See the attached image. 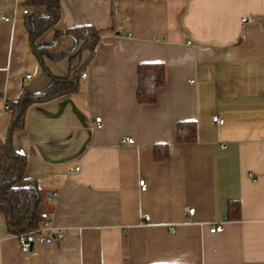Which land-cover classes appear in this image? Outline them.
Returning <instances> with one entry per match:
<instances>
[{"label": "crops", "instance_id": "0c3cea01", "mask_svg": "<svg viewBox=\"0 0 264 264\" xmlns=\"http://www.w3.org/2000/svg\"><path fill=\"white\" fill-rule=\"evenodd\" d=\"M59 2L36 44L75 25L111 29L82 52L76 90L31 104L11 146L26 160L19 185L42 189L66 235L23 251L0 210V264H264V0ZM23 8L0 0V141L13 118L2 98L46 92L69 75L70 55L50 56L75 46L61 35L37 58ZM148 62L165 79L143 104L136 68ZM180 122L194 123L193 141H177Z\"/></svg>", "mask_w": 264, "mask_h": 264}, {"label": "trees", "instance_id": "16d2710c", "mask_svg": "<svg viewBox=\"0 0 264 264\" xmlns=\"http://www.w3.org/2000/svg\"><path fill=\"white\" fill-rule=\"evenodd\" d=\"M31 12L25 15V28L28 31V43L37 58L49 55V48L54 46L61 35H66L75 43L73 50L50 56L60 59L69 57V75L65 77L51 76L49 88L44 93H23L9 103L12 121L5 140L0 141V210L7 218V229L12 233H21L36 229L40 223V213L45 211V194L37 186L19 185L23 179L25 157L11 146V134L24 125L25 112L34 102L48 101L62 94L76 90L81 68L82 52H90L101 39L102 34L111 28L99 29L92 25H75L66 30L57 31L54 39L45 44H36V40L60 18L59 0H23ZM74 52V53H73ZM72 54V55H71ZM136 99L139 103L149 104L156 100V91L163 86L165 69L163 63L148 62L137 65ZM177 141H193L196 126L191 122L178 123ZM158 155V154H157ZM156 155V156H157ZM167 151L162 158H165ZM240 203L230 200L227 204V218L238 219Z\"/></svg>", "mask_w": 264, "mask_h": 264}, {"label": "built area", "instance_id": "2783aa9c", "mask_svg": "<svg viewBox=\"0 0 264 264\" xmlns=\"http://www.w3.org/2000/svg\"><path fill=\"white\" fill-rule=\"evenodd\" d=\"M28 13L27 8L22 9V14L26 15ZM5 20H9V17H4ZM31 75L27 74L26 77L30 78ZM82 76H86V73H82ZM2 101L4 103L3 109L4 111L10 110L9 108V101H7L6 98H2ZM211 119L216 124H222L223 118L219 117L216 113L212 114ZM94 125L95 127H100L102 125V119L101 117L97 116L94 119ZM124 141L133 143V139L131 137H127L124 139ZM221 148H226L227 144L222 143L220 145ZM75 170L78 169V167H74ZM138 185L140 186L141 190H145L147 185H145V182L143 179H140L138 181ZM56 195V193H53ZM188 213H193V208L188 209ZM40 223L37 226L36 229H32L29 231H23L21 233L15 234L17 237V241L19 246H21V249L24 251H30L33 246V242L35 239L45 242V243H52V241L56 239H63L65 237V231L64 230H58L57 232L54 231V226L52 224V216L47 211H42L40 213ZM223 226L221 224H213L211 225L209 231H221Z\"/></svg>", "mask_w": 264, "mask_h": 264}]
</instances>
